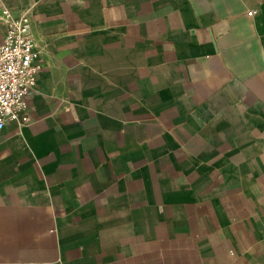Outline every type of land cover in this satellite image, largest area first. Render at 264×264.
Returning <instances> with one entry per match:
<instances>
[{"label": "crops", "instance_id": "obj_1", "mask_svg": "<svg viewBox=\"0 0 264 264\" xmlns=\"http://www.w3.org/2000/svg\"><path fill=\"white\" fill-rule=\"evenodd\" d=\"M4 7L41 68L0 129V264H264V0Z\"/></svg>", "mask_w": 264, "mask_h": 264}, {"label": "built area", "instance_id": "obj_2", "mask_svg": "<svg viewBox=\"0 0 264 264\" xmlns=\"http://www.w3.org/2000/svg\"><path fill=\"white\" fill-rule=\"evenodd\" d=\"M250 10L249 14H254ZM7 25L0 43V129L11 120L29 121L27 95L37 83L40 49L32 34L29 11L15 14L4 7L0 14Z\"/></svg>", "mask_w": 264, "mask_h": 264}]
</instances>
